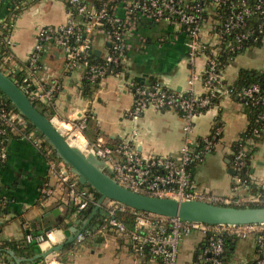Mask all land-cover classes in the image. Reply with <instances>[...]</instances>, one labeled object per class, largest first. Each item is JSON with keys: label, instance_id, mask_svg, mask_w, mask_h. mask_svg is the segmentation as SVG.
<instances>
[{"label": "built area", "instance_id": "obj_1", "mask_svg": "<svg viewBox=\"0 0 264 264\" xmlns=\"http://www.w3.org/2000/svg\"><path fill=\"white\" fill-rule=\"evenodd\" d=\"M90 1L65 0L69 4L67 20L59 25L37 28L35 45L26 61L21 63L15 57L16 42L12 38L15 17L23 8V2L17 0L12 13L0 18V70L15 80V75L27 67L23 81L31 83V91H25L30 99L48 105L46 112L53 125L59 130L58 123L67 124L68 127L63 132L59 131L68 142L72 140L78 144L73 146L85 154L96 155L103 161L104 170H110L112 178L122 186L138 193L178 200L197 199L234 205L264 203V185H258L260 188L254 192L250 180L242 175L249 154V146L242 137L234 140L230 147L231 162L236 171L232 194L220 196L199 189L193 181L190 169L192 163L203 162L220 146L225 132L224 124L216 121L208 134L200 139H193L194 120L199 114L198 109L208 107L212 103L211 97H202L196 93L194 86L200 82L206 91H219L230 96L233 89H227L228 85L224 81V69L227 65L219 60V53H237L249 40L258 41L262 36L264 38V0H106L100 7ZM208 8L216 11V19L211 21L209 37L206 36ZM143 21L164 22L187 37V61L190 67L189 89L186 92L188 95L166 90L158 83L145 87L138 85L134 87V101L129 110L135 125L144 110L149 107L181 110L186 137L178 156L154 155L144 158L133 144V138L138 134L137 127L115 147L102 137L89 141L85 136L87 116L74 108L71 118H61L55 107L56 93L60 90V85L57 81L48 80L41 75L40 59L44 45L46 42H52L55 51L65 58L67 70L81 69L84 78L92 83L99 82L111 74L130 79L127 77L130 72L127 61L129 52L133 49V40L139 39L141 45L146 43L145 37L139 31V25ZM99 37L103 38L101 48L97 45ZM160 40L163 41L164 38ZM96 50L100 51L103 59L100 63H95L90 58L91 52ZM200 60L204 61L202 68ZM127 82L133 85L129 80ZM235 92L240 101L254 105L264 104V87L260 83L241 87ZM259 121H264V110L256 118V122ZM0 122V135L3 136L9 128L28 125L27 119L20 112H6L1 109ZM35 136L36 131L33 130L23 137L30 139ZM6 144L5 136L0 141V161L7 157ZM48 164L59 186L77 207V213L99 206L104 214L108 212L100 217V232L116 231L129 234L135 252L142 254L143 248L147 246L152 255L160 259L161 264H178L180 240L195 230L212 234L209 235L203 251V254H207L205 261L208 264H226L222 260L224 234L231 236L234 241L253 236L259 248L264 247V223L221 224L220 227L213 228L202 222L138 211L136 228L129 230L123 222L113 217L116 212L125 209L124 204L114 199H110L106 204H99L100 197L93 190L81 186L78 175L66 163L54 157L48 160ZM56 192L57 187L48 183L42 189L41 203L45 204ZM87 233L83 230L76 234L75 245L67 251L68 255L73 256L76 247L85 240ZM27 240L37 241L43 253L48 252L42 257L41 264H63L62 252L50 251L54 247L50 232L37 236L29 233ZM251 264H264V257Z\"/></svg>", "mask_w": 264, "mask_h": 264}, {"label": "crops", "instance_id": "obj_2", "mask_svg": "<svg viewBox=\"0 0 264 264\" xmlns=\"http://www.w3.org/2000/svg\"><path fill=\"white\" fill-rule=\"evenodd\" d=\"M16 1L0 0V18L12 13ZM20 1L23 8L15 17L12 38L16 42L15 57L24 63L35 45L37 28L64 23L68 11L65 0ZM215 12V9H207V37L211 21L216 19ZM139 31L146 43L141 45L139 39L133 40V49L127 61L130 70L127 77L130 79L108 75L88 98L82 95L83 71H68L65 58L54 48L44 52L41 75L60 85L55 107L61 118H71L74 108L87 116L85 136L89 141L102 137L114 145L137 127L138 134L133 138V144L144 158L154 155L178 156L186 137L182 115L175 110L149 107L135 125L129 110L134 101V87L138 85L145 87L158 83L180 93L188 91L190 67L187 61V37L164 22L143 21ZM97 45L103 47L102 37H99ZM199 63L202 68L204 61L200 60ZM240 68L264 70V43L260 47L247 48L224 69L227 85L236 81ZM137 77L142 79L138 80ZM128 80L134 86L128 84ZM194 90L198 94L206 91L200 82L195 84ZM216 121H221L225 126L222 143L203 162L192 168V175L199 189L227 196L232 194L236 174L230 147L246 130L249 119L240 101L223 94L217 106L196 116L193 139L208 134ZM45 143L46 139L37 134L28 139L17 131H13L7 139V157L0 161V245L14 244L13 247L6 246V252L0 253V264H33L43 251L37 241L27 240L29 233L37 236L50 232L52 244L57 246L66 243L73 234V227L84 228L88 233L76 247L73 256L65 252L66 244L60 250L63 264H160L157 259L135 252L129 234L100 232V217L105 216L103 209L92 216L91 222L87 220L92 213L84 219L71 211L74 204L49 167L48 160L54 156L51 146ZM251 146L253 152L249 158V174L254 181L264 185V138ZM48 183L57 187V192L42 204V189ZM56 209L59 212H55ZM140 231L143 232L142 229ZM206 242L207 234L199 230L183 237L179 243L178 264H196L198 255L206 260L207 254H203ZM260 257H264V247L260 249L255 238L250 236L235 241L228 260L230 264H248ZM63 258H66L65 262ZM39 259L42 260V257Z\"/></svg>", "mask_w": 264, "mask_h": 264}, {"label": "water", "instance_id": "obj_3", "mask_svg": "<svg viewBox=\"0 0 264 264\" xmlns=\"http://www.w3.org/2000/svg\"><path fill=\"white\" fill-rule=\"evenodd\" d=\"M96 52L99 53L100 51L96 50ZM137 79L140 80L142 77H137ZM0 91L27 120L34 124L36 134L48 139L55 148L57 156L78 175L80 183L90 185L100 194L99 204H106L110 199H114L138 211L212 225L264 223V206L243 207L197 199L178 200L138 193L124 187L112 178L110 170L107 172L104 170L103 161L96 155L85 154L79 148L71 145L53 125L48 115L42 113L25 90L17 85L14 78L1 70ZM232 173L235 174V171L233 170ZM98 210L102 211L99 206H96L87 222ZM56 211L59 212V209ZM83 229L73 227V234L66 243L54 246L50 251L62 250L65 244L73 242L76 234ZM47 253L39 254L37 258L44 257ZM65 261L66 258H63V262Z\"/></svg>", "mask_w": 264, "mask_h": 264}, {"label": "trees", "instance_id": "obj_4", "mask_svg": "<svg viewBox=\"0 0 264 264\" xmlns=\"http://www.w3.org/2000/svg\"><path fill=\"white\" fill-rule=\"evenodd\" d=\"M104 1H106V0H91L90 3L94 4L96 7H100L103 4ZM67 6H69L68 3H67ZM263 43H264L263 36L260 37L258 41H254L253 39H251L248 42H246L244 48L241 51L237 52V53H227V52H222L221 54L219 53V60L222 63H224V64H226L228 66L229 64H231L235 60V58L240 53H242L247 48L260 47V46L263 45ZM51 48H54L53 43L52 42H46L45 45H44V50L42 52V57L40 59V63L42 64V68H44V64L42 62V58H43L44 52L49 50V49H51ZM90 58L95 63H100L103 60L102 56L99 53H97L96 51H92L91 52ZM26 68L27 67H24V70H22L20 73L15 75V82L17 83L18 86L22 87V89H24L26 92H29L32 89L31 83L28 84V82H24L23 81V78H24V76L26 74ZM99 83H100V81L92 83L89 79L84 78L83 79V84H82V87H81L83 97H87V98L90 97L92 95L93 91L95 90V88L98 87ZM254 83H260L264 87V70L256 69V68H240L236 81L233 84H229L228 86H226V88L229 89V90L233 89V91L230 92V96L233 99H236V100L240 101L238 99V97L236 96L235 90L240 89L241 87L250 86V85H252ZM159 85H161V84H159ZM164 88L166 90L175 91V90L167 89L166 87H164ZM175 92H178V91H175ZM58 93H59V91H57L56 97H57ZM178 93H180V92H178ZM180 94H183V95H186V96L188 95V93H186V92H182ZM201 96L202 97H205V96L211 97L212 103L208 107L198 109V113L205 112L209 108L217 106L220 103L223 94L221 92H219V91L211 93V91L208 90V91H205L204 93H202ZM33 102H34L35 106L42 113H46L47 114L46 110L49 109L48 105L40 104V103H38L36 101H33ZM240 102H242L244 110H245V113L247 114L248 119H249V124H248L246 130L241 135L243 141L245 142V144H248V142H250V141H251L250 142L251 144L261 141L264 138V121L256 122V118H257L258 114L261 113L264 110V104L259 103L257 105H254V104H252L250 102H246V101H240ZM0 109L2 111H6V112H10V111L19 112L16 109V107L11 103V101H9V100H7L5 98V95H4V93L2 91H0ZM175 111H177L180 115H183V112L181 110L177 109ZM27 121H28V125L27 126H16L15 129L9 128L8 131H7V134L5 135L6 138L7 139L10 138L13 131H17L19 133V135L23 137L24 135L32 132L33 130H36L34 124L31 123L29 120H27ZM0 124H1V122H0ZM5 136L0 135V141L3 138H5ZM47 144L51 146L52 152H53V156L58 158V159H60L57 156V154H56L55 148L51 145V143L48 141V139H46L45 145H47ZM117 144H114V145L110 144V145L112 147H115V145H117ZM251 144L248 145L249 146V150H248L249 154H248V157H247V164H246V167H245L244 172H243L242 175H243V177H245V178L250 180L251 186H252V191L255 192V191H257V189L260 188V187H258V185H261V184H259L256 181H254L251 178L250 174H249V170H248V168H249V158H250V155L253 152V147L251 146ZM199 147H201V145ZM196 164H198V163L194 162V163L191 164V166H190L191 171H192V168ZM83 186L93 190L96 193V195L98 197H100V194L94 188H92L90 185H83ZM220 204H223V203H220ZM225 205L243 206V207H245V206H264V203H261V204H259V203H246V204H243V205L225 204ZM93 210H94V207L86 209V210H83V211H79L78 215L81 218L85 219L93 212ZM71 211L77 212V207L75 205H73ZM137 212H138V210L132 209V208H130V207L125 205V209L122 210V211L116 212L113 217L115 219L123 222L127 226V228L129 230L133 231L136 228ZM103 214H104V212H103ZM91 221H92V219L90 220V222ZM209 226H211L213 228L220 227V225H212V224H209ZM209 235H212V234L211 233L207 234V242L206 243H208ZM222 237L224 239V253L222 255V260H223V263L230 264L229 260H228V255H229V252L232 251V248L235 245V241L229 235H225L224 234V235H222ZM13 244L14 243L1 244L0 245V253L1 252H6V250H7L6 246L13 247ZM74 245H75L74 242L67 243L66 246H65V248H66L65 252H67L69 249H71ZM132 248H133V246H132ZM142 254L146 258L157 259L159 261V263L161 264L160 259L157 258V257H154L147 246H145L143 248ZM40 261H42V260H40L38 258V259L34 260V263H37V262H40ZM195 261L198 264H208V262H206L204 259H202L201 257L199 258V255L196 256V260ZM248 264H251V263H248Z\"/></svg>", "mask_w": 264, "mask_h": 264}, {"label": "bare ground", "instance_id": "obj_5", "mask_svg": "<svg viewBox=\"0 0 264 264\" xmlns=\"http://www.w3.org/2000/svg\"><path fill=\"white\" fill-rule=\"evenodd\" d=\"M58 126H59V130H60L61 132H63L64 129H66V127H68L66 123H63V124L58 123ZM80 140H83V139L80 138ZM69 142H70L72 145H78V144L74 143L72 140H69Z\"/></svg>", "mask_w": 264, "mask_h": 264}, {"label": "rangeland", "instance_id": "obj_6", "mask_svg": "<svg viewBox=\"0 0 264 264\" xmlns=\"http://www.w3.org/2000/svg\"><path fill=\"white\" fill-rule=\"evenodd\" d=\"M81 184V183H80ZM84 184H81V186H83ZM84 187V186H83ZM85 188H87V187H85Z\"/></svg>", "mask_w": 264, "mask_h": 264}]
</instances>
